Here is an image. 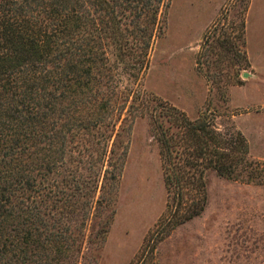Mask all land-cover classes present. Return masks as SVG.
<instances>
[{
  "label": "trees",
  "instance_id": "16d2710c",
  "mask_svg": "<svg viewBox=\"0 0 264 264\" xmlns=\"http://www.w3.org/2000/svg\"><path fill=\"white\" fill-rule=\"evenodd\" d=\"M167 4L0 0V264H95L124 157L114 140L138 116L157 147L162 231L202 211L206 172L256 177L239 130L141 87Z\"/></svg>",
  "mask_w": 264,
  "mask_h": 264
},
{
  "label": "rangeland",
  "instance_id": "374dc122",
  "mask_svg": "<svg viewBox=\"0 0 264 264\" xmlns=\"http://www.w3.org/2000/svg\"><path fill=\"white\" fill-rule=\"evenodd\" d=\"M141 87L190 118L208 109L239 130L258 171L251 180L206 172L202 211L164 232L157 147L136 117L114 140L124 157L95 264H264V0H168Z\"/></svg>",
  "mask_w": 264,
  "mask_h": 264
}]
</instances>
